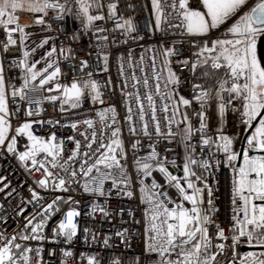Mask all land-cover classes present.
<instances>
[{"label": "snow or ice", "instance_id": "snow-or-ice-1", "mask_svg": "<svg viewBox=\"0 0 264 264\" xmlns=\"http://www.w3.org/2000/svg\"><path fill=\"white\" fill-rule=\"evenodd\" d=\"M135 10L0 0V264H264V0Z\"/></svg>", "mask_w": 264, "mask_h": 264}, {"label": "built area", "instance_id": "built-area-1", "mask_svg": "<svg viewBox=\"0 0 264 264\" xmlns=\"http://www.w3.org/2000/svg\"><path fill=\"white\" fill-rule=\"evenodd\" d=\"M131 3L135 4L136 5V10H135V14H134V19L141 25L143 26L144 22L148 19H150V0H130ZM144 4H147L148 5V9L149 10H145L141 7V5H144ZM24 19H27L25 18L24 15H21V19H20V22L22 24H29L31 23V20L28 22V23H25L24 22ZM34 29H30V31H32ZM146 35V34H145ZM146 40H147V35H146ZM110 71H111V74L113 76V80L115 81L116 79V68H115V65L112 64L110 66ZM126 73H127V66H126ZM117 99H119V95L117 94ZM112 101H107V103H111ZM158 103V106H159V101L157 102ZM48 115H51V116H56L57 113L56 112H53V111H49ZM159 115V113H158ZM75 119H78L79 117H73ZM0 163H3L2 161H0ZM37 178H39V174L37 173ZM20 178H23L22 175L20 176ZM87 209L85 208V211ZM100 217L97 216V220H99ZM113 223H115V221H113ZM109 228V225L107 224V222H105L104 224V230H107ZM102 239V237H101ZM91 246H88V247H85L83 245H78L77 248H76V251L77 252H80V251H88L89 248ZM133 247L135 248L136 247V241L134 240L133 241ZM69 264H72L71 261H69ZM81 264H84V262L82 261Z\"/></svg>", "mask_w": 264, "mask_h": 264}, {"label": "bare ground", "instance_id": "bare-ground-1", "mask_svg": "<svg viewBox=\"0 0 264 264\" xmlns=\"http://www.w3.org/2000/svg\"><path fill=\"white\" fill-rule=\"evenodd\" d=\"M30 21V19H24L25 23H28Z\"/></svg>", "mask_w": 264, "mask_h": 264}]
</instances>
